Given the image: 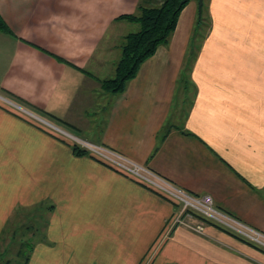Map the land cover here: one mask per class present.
Masks as SVG:
<instances>
[{
    "label": "crops",
    "instance_id": "crops-1",
    "mask_svg": "<svg viewBox=\"0 0 264 264\" xmlns=\"http://www.w3.org/2000/svg\"><path fill=\"white\" fill-rule=\"evenodd\" d=\"M163 1L0 0V95L64 132L0 102V240L24 209L47 224L26 264H264L216 227H173L179 207L73 152L71 137L117 152L264 234V0H207L201 46L190 0L125 92H106L140 30L122 17Z\"/></svg>",
    "mask_w": 264,
    "mask_h": 264
},
{
    "label": "built area",
    "instance_id": "built-area-1",
    "mask_svg": "<svg viewBox=\"0 0 264 264\" xmlns=\"http://www.w3.org/2000/svg\"><path fill=\"white\" fill-rule=\"evenodd\" d=\"M0 102L19 109L23 113L32 115L30 112L22 110L13 101L1 95ZM32 117L36 116L32 115ZM38 120L47 126H51L56 131L64 133L61 129L53 126L46 120L42 118H38ZM71 139L75 145L85 149L98 161L106 164L122 175L134 178L179 207L173 219V227H185L198 234H204L206 226L209 225L208 223H211L236 233L264 251V234L240 223L235 218L218 209L210 195H193L174 186L162 177H159L117 152L87 141H82L77 137H71Z\"/></svg>",
    "mask_w": 264,
    "mask_h": 264
},
{
    "label": "trees",
    "instance_id": "trees-1",
    "mask_svg": "<svg viewBox=\"0 0 264 264\" xmlns=\"http://www.w3.org/2000/svg\"><path fill=\"white\" fill-rule=\"evenodd\" d=\"M180 2L181 0H164L159 7H145L140 5L136 14L122 17L139 24L140 30L136 33H130L125 37V43L122 47V56L116 68L115 77L101 82L102 88L106 92L113 94L125 92L128 83L138 75L143 63L154 56L160 46L170 41L176 29L179 15L188 4L180 7ZM202 10L200 12L199 22L203 21ZM0 32L12 34L1 15ZM72 149L77 156L90 155L85 149L78 145H73ZM208 224L209 226L216 227L220 231L225 232L241 243L247 244L264 253L261 248L236 233L211 223Z\"/></svg>",
    "mask_w": 264,
    "mask_h": 264
},
{
    "label": "rangeland",
    "instance_id": "rangeland-1",
    "mask_svg": "<svg viewBox=\"0 0 264 264\" xmlns=\"http://www.w3.org/2000/svg\"><path fill=\"white\" fill-rule=\"evenodd\" d=\"M203 1H204L203 10H202L203 21L201 22L200 27H198L199 28L198 34L195 33V38H194V43L199 44V46H201V42L206 36V24H208L210 21L207 10V0H203ZM191 51L192 50L190 49L187 60L184 65L185 68L184 75L187 77V79L185 78H184L185 80L183 79L187 83V85L189 84L187 87V93L189 94L187 98L188 100L191 99V91H192V83L190 79ZM183 80L181 78L179 84H182ZM181 88L182 87H180V89ZM189 107H190L189 104L188 105L186 104L185 106L186 110L189 109ZM32 210L35 209L34 208L24 209L22 211L23 212L22 217H20L19 215L17 221H15L16 224L18 223L17 226L18 228H16L17 233L14 239L15 241L12 240L11 242H9V230H7V232H4L2 234L0 240V264H5V262L7 261H9L11 264H26L27 258H30L32 243L35 241V237L32 233H35L37 236H39V234H41V231L43 232L42 228L47 225L46 218L40 216L39 213L37 212H35L36 216H34ZM33 218H35V220ZM21 243L23 244V246H20Z\"/></svg>",
    "mask_w": 264,
    "mask_h": 264
},
{
    "label": "water",
    "instance_id": "water-1",
    "mask_svg": "<svg viewBox=\"0 0 264 264\" xmlns=\"http://www.w3.org/2000/svg\"><path fill=\"white\" fill-rule=\"evenodd\" d=\"M190 0H181L180 2V7H182L183 5L187 4ZM198 2V8H199V13L202 10V7L204 5V1L203 0H196Z\"/></svg>",
    "mask_w": 264,
    "mask_h": 264
}]
</instances>
